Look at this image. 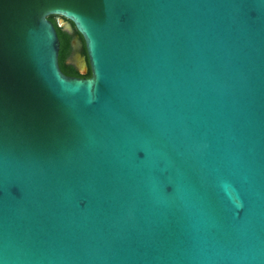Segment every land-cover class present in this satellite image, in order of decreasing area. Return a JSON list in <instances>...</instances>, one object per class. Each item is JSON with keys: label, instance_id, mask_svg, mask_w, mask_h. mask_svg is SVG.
<instances>
[{"label": "water", "instance_id": "1", "mask_svg": "<svg viewBox=\"0 0 264 264\" xmlns=\"http://www.w3.org/2000/svg\"><path fill=\"white\" fill-rule=\"evenodd\" d=\"M0 264H264V0H0Z\"/></svg>", "mask_w": 264, "mask_h": 264}, {"label": "flooded vegetation", "instance_id": "2", "mask_svg": "<svg viewBox=\"0 0 264 264\" xmlns=\"http://www.w3.org/2000/svg\"><path fill=\"white\" fill-rule=\"evenodd\" d=\"M51 22H56L68 37V46L64 61L71 73H66V75L86 77L85 74L89 71V66L81 35L67 19L55 16Z\"/></svg>", "mask_w": 264, "mask_h": 264}, {"label": "trees", "instance_id": "3", "mask_svg": "<svg viewBox=\"0 0 264 264\" xmlns=\"http://www.w3.org/2000/svg\"><path fill=\"white\" fill-rule=\"evenodd\" d=\"M54 15H49L48 19L52 20ZM54 25V28L56 30L58 39H59V52H58V65L63 73H71L67 65L65 64L64 58L66 56L67 46H68V37L66 36L65 32L62 31L61 27L56 23L52 22ZM90 72L88 71L85 76H89Z\"/></svg>", "mask_w": 264, "mask_h": 264}, {"label": "rangeland", "instance_id": "4", "mask_svg": "<svg viewBox=\"0 0 264 264\" xmlns=\"http://www.w3.org/2000/svg\"><path fill=\"white\" fill-rule=\"evenodd\" d=\"M57 17H59V16H57Z\"/></svg>", "mask_w": 264, "mask_h": 264}]
</instances>
